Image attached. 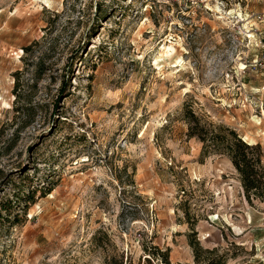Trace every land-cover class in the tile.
Returning a JSON list of instances; mask_svg holds the SVG:
<instances>
[{
  "label": "rangeland",
  "instance_id": "obj_1",
  "mask_svg": "<svg viewBox=\"0 0 264 264\" xmlns=\"http://www.w3.org/2000/svg\"><path fill=\"white\" fill-rule=\"evenodd\" d=\"M187 110L264 151V0H0V264H194L192 229L264 264V200Z\"/></svg>",
  "mask_w": 264,
  "mask_h": 264
},
{
  "label": "trees",
  "instance_id": "obj_2",
  "mask_svg": "<svg viewBox=\"0 0 264 264\" xmlns=\"http://www.w3.org/2000/svg\"><path fill=\"white\" fill-rule=\"evenodd\" d=\"M188 124V137L203 144L205 152L214 153L229 159L239 174L241 185L248 201L264 200V151L260 144H249L238 133L226 126H215L203 121L193 111L185 112ZM32 201L29 199L28 202ZM11 204L2 207L7 212ZM9 220V217H7ZM190 248L193 251L194 264H227L228 254L219 249H208L196 239L195 229L187 236ZM97 245L103 247L100 238L95 237ZM145 255L135 262L131 255L114 253L105 259V264H172L170 249L162 251L159 247H144Z\"/></svg>",
  "mask_w": 264,
  "mask_h": 264
},
{
  "label": "bare ground",
  "instance_id": "obj_3",
  "mask_svg": "<svg viewBox=\"0 0 264 264\" xmlns=\"http://www.w3.org/2000/svg\"><path fill=\"white\" fill-rule=\"evenodd\" d=\"M214 8H215V7H214ZM214 8H213V10H214ZM216 10H217L218 13L221 12L219 8H217ZM214 11H215V10H214ZM219 15H220V13H219ZM223 16H224V15H223ZM221 17H222V16H221ZM221 17H220V18H221ZM223 18H224V17H223ZM164 49H165V48H164ZM244 141H246V140L244 139ZM246 142H247V141H246ZM247 143H249V142H247ZM249 144H251V143H249Z\"/></svg>",
  "mask_w": 264,
  "mask_h": 264
}]
</instances>
